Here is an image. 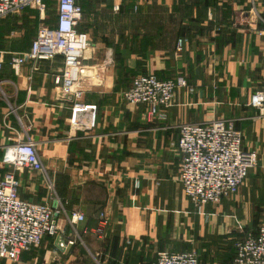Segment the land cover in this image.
Returning <instances> with one entry per match:
<instances>
[{
    "label": "crops",
    "instance_id": "crops-1",
    "mask_svg": "<svg viewBox=\"0 0 264 264\" xmlns=\"http://www.w3.org/2000/svg\"><path fill=\"white\" fill-rule=\"evenodd\" d=\"M87 65H102L75 98L53 81L62 57L29 60L44 23L24 8L0 21V176L12 170L21 197L49 204L59 227L40 245L0 264H148L157 251H196L201 264H232L234 242L264 224V0H78ZM114 5L118 9L114 10ZM54 20V19H53ZM179 39H182L179 43ZM183 77L166 118L123 99L133 76ZM94 105L90 110L73 109ZM232 120L257 165L237 192L197 207L179 180L173 142L182 123ZM34 144L43 169L3 162L6 146ZM84 219L72 223L71 212ZM104 212L109 227L97 237Z\"/></svg>",
    "mask_w": 264,
    "mask_h": 264
},
{
    "label": "built area",
    "instance_id": "built-area-1",
    "mask_svg": "<svg viewBox=\"0 0 264 264\" xmlns=\"http://www.w3.org/2000/svg\"><path fill=\"white\" fill-rule=\"evenodd\" d=\"M48 0H0V21L22 11L36 10L44 21ZM114 10L118 5H114ZM55 17L51 23L42 24L23 56H14L9 64L15 72L29 60H51L62 57V68L53 81L65 98H75L89 85L92 77L102 71V65H87L82 55L89 47L86 33L79 31L82 5L78 0H56ZM182 39H179L181 43ZM3 55L0 52V69ZM181 76L162 79L154 74H137L122 96L130 104L144 105L150 116L166 118V110L177 88L186 87ZM250 105L263 111L264 91L256 90L250 97ZM90 110V124L94 123V105L73 109ZM242 133L232 120L216 119L209 123H182L174 146L180 151L179 180L184 194L199 208L209 202L234 195L257 165L255 148L243 149ZM2 160L15 169H43L35 146L30 141H20L6 146ZM19 181L12 170L0 176V259L16 260L19 255L42 239L55 236L59 227L54 220V210L49 204L34 202L18 193ZM83 214L71 212L72 223L82 221ZM109 221L104 212L98 215L94 227L97 237H103ZM148 264H201L196 251L174 252L160 250ZM232 264H264V224L255 233H247L234 242Z\"/></svg>",
    "mask_w": 264,
    "mask_h": 264
},
{
    "label": "rangeland",
    "instance_id": "rangeland-1",
    "mask_svg": "<svg viewBox=\"0 0 264 264\" xmlns=\"http://www.w3.org/2000/svg\"><path fill=\"white\" fill-rule=\"evenodd\" d=\"M55 7H56V0H48L47 1V10L45 12V18L44 24H49L53 21L54 17H55Z\"/></svg>",
    "mask_w": 264,
    "mask_h": 264
},
{
    "label": "trees",
    "instance_id": "trees-1",
    "mask_svg": "<svg viewBox=\"0 0 264 264\" xmlns=\"http://www.w3.org/2000/svg\"><path fill=\"white\" fill-rule=\"evenodd\" d=\"M233 260V259H232Z\"/></svg>",
    "mask_w": 264,
    "mask_h": 264
}]
</instances>
